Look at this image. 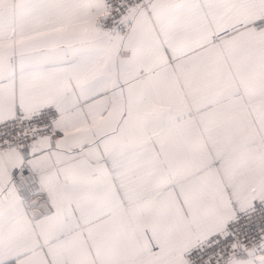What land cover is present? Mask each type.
<instances>
[{"label": "snow or ice", "instance_id": "6c2138e0", "mask_svg": "<svg viewBox=\"0 0 264 264\" xmlns=\"http://www.w3.org/2000/svg\"><path fill=\"white\" fill-rule=\"evenodd\" d=\"M0 264H264V0H0Z\"/></svg>", "mask_w": 264, "mask_h": 264}]
</instances>
